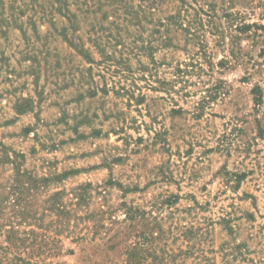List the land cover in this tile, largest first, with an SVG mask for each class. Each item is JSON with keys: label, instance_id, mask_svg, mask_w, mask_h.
Listing matches in <instances>:
<instances>
[{"label": "rangeland", "instance_id": "obj_1", "mask_svg": "<svg viewBox=\"0 0 264 264\" xmlns=\"http://www.w3.org/2000/svg\"><path fill=\"white\" fill-rule=\"evenodd\" d=\"M185 1L0 0V264H264V8Z\"/></svg>", "mask_w": 264, "mask_h": 264}, {"label": "trees", "instance_id": "obj_2", "mask_svg": "<svg viewBox=\"0 0 264 264\" xmlns=\"http://www.w3.org/2000/svg\"><path fill=\"white\" fill-rule=\"evenodd\" d=\"M179 1L182 4H184V6H185V8H182V10L185 12V15H184V17H180L182 15L179 12L176 15L170 16L169 18L171 20H173L174 22H175V20L179 21L180 19L188 18L189 15H192L194 17H198V23L200 24L201 23V18H202L200 13L207 14L208 17L211 18V14H208L203 8L195 7L193 5L187 4V3H185L186 2L185 0H179ZM193 1H195V0H193ZM255 1H257L256 4H255ZM246 2H248L249 4H253L254 3V7H255V5H259V6L264 8V0H248ZM189 9L193 10V14H190ZM260 15H261V17L259 19L260 20H264V12L263 11L261 12ZM225 16L231 18L232 16H235V15L233 13H231V12H225ZM236 16H239V20L237 21L236 18L233 17L232 21L233 20L237 21V23L235 24V28L238 30V32L244 33V32L249 31L250 29H253L254 35H258L257 31L260 30V29H262V30L264 29V23H257V22L247 23V22H244L245 20L243 19L242 15L236 14ZM186 31H189V30L186 29ZM252 91H253V95H254V97H253L254 104L255 105H259L260 102L262 101L261 88L258 85H256V86L253 87ZM206 98L209 99V95L203 96V100L206 99ZM16 174H17V178H26L23 181V183L20 182L21 180H18V182L21 183L23 188L29 189L30 187H34V186H30V184L40 182L39 180H35L33 178H30L28 176L29 174H27L26 172H21L19 169L16 170ZM24 186H26V187H24ZM54 203H52L51 209H54V208L57 209V210H61L62 209V208H58L59 205H54ZM135 262H136V253H134L133 251L130 250L128 252V258H127L126 264H135ZM26 264H28V262ZM155 264H163L162 259L161 258L159 260L155 259Z\"/></svg>", "mask_w": 264, "mask_h": 264}]
</instances>
